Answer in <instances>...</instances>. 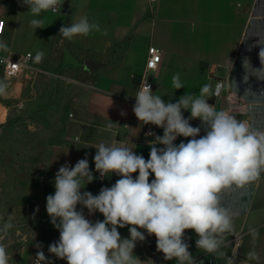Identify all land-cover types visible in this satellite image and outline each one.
<instances>
[{"label": "crops", "instance_id": "0c3cea01", "mask_svg": "<svg viewBox=\"0 0 264 264\" xmlns=\"http://www.w3.org/2000/svg\"><path fill=\"white\" fill-rule=\"evenodd\" d=\"M62 8L74 11L71 22L81 16H88L98 22L106 32H92L89 36L90 47L94 52H83L74 58L84 65L115 66L99 75L100 84L86 85L85 103L80 107L81 118L72 123V131L62 142L51 144L42 167L43 193L54 194V177L61 165L74 166L80 159L87 158L94 180L82 192L99 194L102 187H111L120 179L116 174L101 177L95 170V146L103 142L115 143L116 140L127 145L146 160L149 158V142L155 136L145 134V126L135 116L133 106L135 94L146 79L152 82V91L167 102H176L185 93H199L205 84L214 87L217 81L230 84L223 94L231 102L229 108L241 120L249 121L253 128L264 130V74L256 70L264 67L259 59V51L264 47V0H61ZM22 0H0V18L5 19L4 41L9 52L4 53L21 57L27 52L42 48L45 35L51 34L50 11L33 17ZM62 11V10H61ZM151 11L150 20L147 14ZM59 14V13H58ZM57 15V14H54ZM33 18H43L44 28L30 26ZM148 25L149 45L155 46L162 54L157 69L146 70L148 50L145 47ZM83 41V36L74 41ZM127 41L123 46L121 58L113 56L114 44ZM76 48V47H75ZM149 48V47H148ZM67 53V48H64ZM80 50L84 47L81 45ZM66 53L64 61L67 60ZM143 54L144 60L134 64L131 57ZM104 57V58H102ZM179 73L184 88L175 90L172 77ZM32 73L30 76H36ZM92 79V78H91ZM93 81V80H91ZM208 103H216L214 96ZM217 107L220 105L217 103ZM121 112L126 113L121 115ZM185 118L190 112L184 111ZM198 119L190 120L194 127H201ZM152 125V124H151ZM155 135H163V128L153 125ZM203 129L201 127L200 135ZM199 138V137H197ZM185 137H177L174 143L187 142ZM162 147V145H157ZM29 175H31L29 173ZM138 173L133 174L134 178ZM32 176V175H31ZM154 175L150 176V180ZM32 193L35 190L31 191ZM223 206L233 217L237 236L227 237V247L222 251L231 258L235 254L236 264H257L249 260L247 253L255 248L260 256L259 264H264V226H259L264 210V171L244 188L225 190L221 193ZM84 216L92 222L102 221L99 212L89 214L81 205ZM253 211L250 217L242 218L243 210ZM245 213V212H244ZM262 225V224H261ZM250 228L259 230L255 245L248 234ZM145 239L137 241L133 254L140 264H176L166 260L157 250L156 237L143 229ZM121 238H130L129 226L118 228ZM198 239L194 230H185L184 241L189 244V252L197 264H225L223 259L206 254L196 247ZM59 241V233L55 242ZM42 251L45 257L56 259L48 247L38 243L28 244L20 254L19 264H32L33 257ZM65 264L67 262L65 261Z\"/></svg>", "mask_w": 264, "mask_h": 264}, {"label": "clouds", "instance_id": "9594fccd", "mask_svg": "<svg viewBox=\"0 0 264 264\" xmlns=\"http://www.w3.org/2000/svg\"><path fill=\"white\" fill-rule=\"evenodd\" d=\"M22 3L33 17L60 11L63 4L61 0ZM29 23L35 30L44 28L43 18H33ZM94 31L106 34L98 22L85 15L62 26L59 35L71 41ZM9 50L7 42L0 40V52ZM43 56L42 51H37L35 62H41ZM259 59L264 66V47L259 51ZM4 62H11L6 55L0 57V63ZM256 72L264 74V67ZM172 85L175 90L184 88L179 73L173 75ZM230 87L224 82H217L214 88L205 84L198 94L185 93L176 102L166 103L150 84L143 83L134 96L133 112L142 124L163 128V135L146 134L155 136L149 142L147 160L117 140L96 145L95 170L101 177H120L111 187H102L97 195L81 191L94 180L86 157L74 166H60L54 177V194L46 197V212L59 230V241L48 246L49 253L67 264H140L133 250L137 241L145 239L144 232L139 230L143 229L156 237L157 250L166 260L197 264L184 241L185 230H194L198 249L223 259L225 264H236L235 254L229 258L222 251L227 247V237L238 234L230 210L222 204L221 193L244 188L264 171V130L238 120L228 108L217 110L216 105L208 103L211 96L217 97ZM7 88L8 83L0 81V94ZM184 111L190 112V117L185 118ZM192 119L201 121L204 135H200L201 127L191 125ZM180 136L191 139L174 143ZM135 173L138 175L134 178ZM78 205L89 214L101 213L104 219L90 221L82 209L77 210ZM126 226L130 238H121L118 228ZM12 227L5 223L0 233L7 235ZM248 234L255 245L259 230L250 228ZM247 257L259 264L260 256L254 247ZM36 258L37 264H50L42 251L37 252ZM0 264H9L3 243Z\"/></svg>", "mask_w": 264, "mask_h": 264}, {"label": "rangeland", "instance_id": "374dc122", "mask_svg": "<svg viewBox=\"0 0 264 264\" xmlns=\"http://www.w3.org/2000/svg\"><path fill=\"white\" fill-rule=\"evenodd\" d=\"M71 10L50 14L51 34L45 35L41 50V62L32 65L37 70H26L17 78L7 80L0 71V81L8 88L0 94V227L11 223L7 235L0 233L9 255V264H19L22 250L33 242L42 247L54 243L59 230L51 223L46 212V197L40 189L42 167L51 144L62 142L72 131V123L81 118L80 107L85 103L86 85L100 84L99 75L115 66L84 65L75 60L83 52L91 54L89 36L83 41H69L59 35L62 26L71 24ZM149 21L151 11L147 14ZM147 25V23H146ZM145 47L148 50V25ZM79 38V36H76ZM126 40L114 44L113 56L121 58ZM83 45L84 50L80 47ZM76 47V48H75ZM64 48H67V53ZM66 53L67 60L64 61ZM104 58V57H102ZM134 64L143 62V54L131 57ZM37 73L36 76H30ZM92 78V79H91ZM93 80V81H91ZM29 173L32 175H29ZM35 190V192H31ZM38 209V211H37ZM245 212V213H244ZM253 211L243 210L242 218L250 217ZM259 226H264V210ZM262 224V225H261Z\"/></svg>", "mask_w": 264, "mask_h": 264}, {"label": "built area", "instance_id": "2783aa9c", "mask_svg": "<svg viewBox=\"0 0 264 264\" xmlns=\"http://www.w3.org/2000/svg\"><path fill=\"white\" fill-rule=\"evenodd\" d=\"M61 10H62V6H61L60 11H57V12L50 11V12H52L54 14H58L61 12ZM0 28L3 29V31L0 32V40L4 41L5 19H3V18H0ZM29 54H31V55H29ZM5 55L6 54H4L3 52H0V57H3ZM6 56L9 58V60L11 62L0 63V71L3 75V77L7 80H12V79L17 78L20 74H22L26 70H37V68L34 67V65H32L33 54L31 52H27L21 57H14L11 55H6ZM161 61H162L161 52L155 46H152V45L149 46L148 56H147V60H146V70L148 71V70L157 69L158 66L160 65ZM146 82L148 84H150L151 88H152V82L151 81L144 79L142 84L146 83ZM217 82H223V81H217ZM217 82L215 83V85L217 84ZM215 85H214V87H215ZM222 95H223V91L221 92V94L219 96H217V97L214 96V98L216 99V103H209V104L214 105V106L216 105L217 110H219V109L225 110L228 108L229 111L233 113V111L229 107H226L223 109L221 107H219V108L217 107V103L220 102V98ZM235 117L239 120V118L236 115H235ZM197 122L201 125V121L199 119L197 120ZM246 122H248V121H246ZM201 127L203 129L202 135H204L205 134L204 128L202 125H201ZM149 132L154 133V127L151 124H147L145 126V134H147ZM147 136L151 137L152 135H147ZM36 257H37V255H35L33 257L32 264H37V258ZM46 258L50 262V264H65V260H62V259H58V258L53 259V258H48V257H46ZM39 264H43V262L40 261Z\"/></svg>", "mask_w": 264, "mask_h": 264}, {"label": "bare ground", "instance_id": "6f19581e", "mask_svg": "<svg viewBox=\"0 0 264 264\" xmlns=\"http://www.w3.org/2000/svg\"><path fill=\"white\" fill-rule=\"evenodd\" d=\"M222 97H223V99H221L220 102H219L220 107L221 106H223L225 108L229 107V105H231V102L228 100V98L224 94L222 95Z\"/></svg>", "mask_w": 264, "mask_h": 264}, {"label": "water", "instance_id": "95a60500", "mask_svg": "<svg viewBox=\"0 0 264 264\" xmlns=\"http://www.w3.org/2000/svg\"><path fill=\"white\" fill-rule=\"evenodd\" d=\"M62 10H65L64 8H62ZM221 99H223V97L221 96V98H220V100ZM221 108L223 109V108H225V107H223V106H221ZM162 147H163V145H162Z\"/></svg>", "mask_w": 264, "mask_h": 264}]
</instances>
